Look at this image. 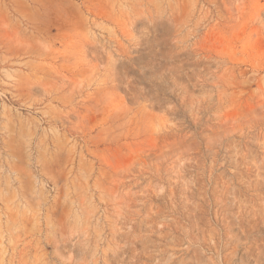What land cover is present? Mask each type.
Listing matches in <instances>:
<instances>
[{
	"label": "rangeland",
	"instance_id": "obj_1",
	"mask_svg": "<svg viewBox=\"0 0 264 264\" xmlns=\"http://www.w3.org/2000/svg\"><path fill=\"white\" fill-rule=\"evenodd\" d=\"M0 264H264V0H0Z\"/></svg>",
	"mask_w": 264,
	"mask_h": 264
}]
</instances>
